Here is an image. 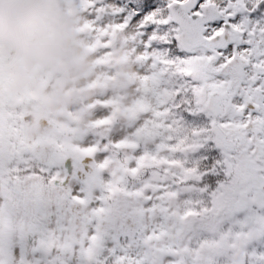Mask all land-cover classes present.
Instances as JSON below:
<instances>
[{"label": "snow or ice", "instance_id": "1", "mask_svg": "<svg viewBox=\"0 0 264 264\" xmlns=\"http://www.w3.org/2000/svg\"><path fill=\"white\" fill-rule=\"evenodd\" d=\"M64 2L93 57L90 120L35 131L27 60L0 44V264H264V0Z\"/></svg>", "mask_w": 264, "mask_h": 264}, {"label": "rangeland", "instance_id": "2", "mask_svg": "<svg viewBox=\"0 0 264 264\" xmlns=\"http://www.w3.org/2000/svg\"><path fill=\"white\" fill-rule=\"evenodd\" d=\"M43 3L47 9L44 28H37L28 35L29 41L37 46L36 52H20L4 42L0 44L8 48L12 54L16 53V56L27 60L26 66L15 69L16 82L20 79L24 85L26 83L27 89L39 92L42 98V105L33 116L32 124L35 131L40 130L42 121L48 113L54 114L59 119L67 110H71L75 118L83 113L88 114L84 119V124H87L90 120L87 105L94 99V93L86 87V82L95 74V68L93 57L86 51V42L76 32L80 16L75 10L70 13L64 0H43ZM42 32L46 33V39L42 38ZM65 35L70 36V43L63 53L39 55V47L44 41L56 42ZM37 63L53 66L60 71L61 76L54 89H44L39 84L34 70ZM113 64L116 65L112 66L116 77L112 85L113 89H126L131 68L119 51L113 57Z\"/></svg>", "mask_w": 264, "mask_h": 264}, {"label": "clouds", "instance_id": "3", "mask_svg": "<svg viewBox=\"0 0 264 264\" xmlns=\"http://www.w3.org/2000/svg\"><path fill=\"white\" fill-rule=\"evenodd\" d=\"M46 5L43 0H0V42L20 52H36L37 46L29 41L28 35L37 28H44ZM46 39V33H41ZM70 43L65 35L56 42H47L39 47V55L63 53Z\"/></svg>", "mask_w": 264, "mask_h": 264}, {"label": "trees", "instance_id": "4", "mask_svg": "<svg viewBox=\"0 0 264 264\" xmlns=\"http://www.w3.org/2000/svg\"><path fill=\"white\" fill-rule=\"evenodd\" d=\"M43 43L45 44L46 41H44ZM14 55H16V53H14ZM24 89L26 90L27 88L24 86L23 82L20 81V79H17L15 90L18 91V92H23V91H25ZM37 93L39 94V92H37Z\"/></svg>", "mask_w": 264, "mask_h": 264}, {"label": "flooded vegetation", "instance_id": "5", "mask_svg": "<svg viewBox=\"0 0 264 264\" xmlns=\"http://www.w3.org/2000/svg\"><path fill=\"white\" fill-rule=\"evenodd\" d=\"M112 66H114V64Z\"/></svg>", "mask_w": 264, "mask_h": 264}]
</instances>
